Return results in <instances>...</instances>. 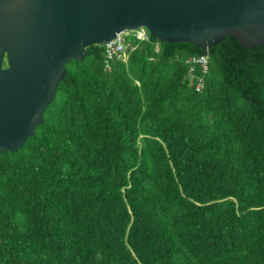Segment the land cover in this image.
<instances>
[{
  "label": "trees",
  "instance_id": "trees-1",
  "mask_svg": "<svg viewBox=\"0 0 264 264\" xmlns=\"http://www.w3.org/2000/svg\"><path fill=\"white\" fill-rule=\"evenodd\" d=\"M126 50L66 63L35 134L0 154V264H264V47L148 31Z\"/></svg>",
  "mask_w": 264,
  "mask_h": 264
},
{
  "label": "water",
  "instance_id": "water-1",
  "mask_svg": "<svg viewBox=\"0 0 264 264\" xmlns=\"http://www.w3.org/2000/svg\"><path fill=\"white\" fill-rule=\"evenodd\" d=\"M141 27L205 51L229 34L264 47V0H0V154L35 134L66 63Z\"/></svg>",
  "mask_w": 264,
  "mask_h": 264
},
{
  "label": "built area",
  "instance_id": "built-area-1",
  "mask_svg": "<svg viewBox=\"0 0 264 264\" xmlns=\"http://www.w3.org/2000/svg\"><path fill=\"white\" fill-rule=\"evenodd\" d=\"M132 35L133 37L143 40L148 36V30L144 27L131 30H125L118 33L115 38L105 45V63L109 67L113 60H126V37ZM189 76L195 84V89L201 91L205 86V74L209 70V57L206 54L192 56L188 59ZM198 68V70H197Z\"/></svg>",
  "mask_w": 264,
  "mask_h": 264
}]
</instances>
